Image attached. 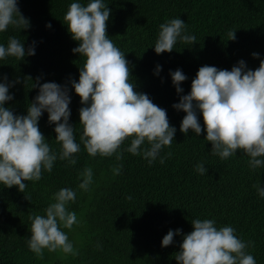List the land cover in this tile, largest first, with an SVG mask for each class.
Here are the masks:
<instances>
[{
    "label": "trees",
    "instance_id": "1",
    "mask_svg": "<svg viewBox=\"0 0 264 264\" xmlns=\"http://www.w3.org/2000/svg\"><path fill=\"white\" fill-rule=\"evenodd\" d=\"M0 264H264V0H0Z\"/></svg>",
    "mask_w": 264,
    "mask_h": 264
}]
</instances>
